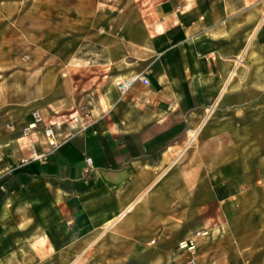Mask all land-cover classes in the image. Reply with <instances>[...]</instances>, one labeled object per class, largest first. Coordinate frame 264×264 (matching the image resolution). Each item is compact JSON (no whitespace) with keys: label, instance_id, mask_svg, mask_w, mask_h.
I'll return each instance as SVG.
<instances>
[{"label":"crops","instance_id":"crops-1","mask_svg":"<svg viewBox=\"0 0 264 264\" xmlns=\"http://www.w3.org/2000/svg\"><path fill=\"white\" fill-rule=\"evenodd\" d=\"M257 1L111 0L117 15H106L104 26L94 27L83 45L89 50L81 45L59 54L58 64L43 67L34 108L46 119L91 112L94 122L67 138L63 128L57 148L41 143L38 152L45 155L26 163L22 160L31 155L18 145L19 131L0 136V264L44 259L51 240L94 244L95 236L119 224L148 189L174 188L173 177L162 182L163 174L228 172L240 175L234 181L240 189L243 157L256 180L264 174V121H236L241 110L236 100L224 101L233 112L230 121H217L216 132L198 135L196 146L188 144L187 134L203 122L196 117L211 98L224 93L236 99L242 91L233 75L244 48L252 62L264 57V6ZM86 68L90 74L83 77ZM138 73L149 84L136 81L122 95L120 81ZM29 122L28 115L11 121ZM183 157L188 160L178 170ZM132 221L141 218L123 219L120 227Z\"/></svg>","mask_w":264,"mask_h":264},{"label":"rangeland","instance_id":"rangeland-1","mask_svg":"<svg viewBox=\"0 0 264 264\" xmlns=\"http://www.w3.org/2000/svg\"><path fill=\"white\" fill-rule=\"evenodd\" d=\"M79 1L0 0V136L8 133L7 123L15 121V115L22 118L28 115L30 119L32 111L38 110L34 107L40 102L43 67L58 64L59 54L87 45V37L95 32L94 27L104 26L106 15H117L110 7L111 0H82L83 7ZM257 4L264 6V0H258ZM84 9L90 11L84 12ZM88 48L83 46L84 50ZM247 50L248 46L233 75L241 81L242 91L236 99L224 93L210 99L209 105L200 111L201 116L196 117L203 122L187 131L189 145L196 146V138L203 132H216L217 121H230L233 112L224 107L227 100H236L241 108L236 121H264V83L256 86L253 82L264 78L250 77L253 73L264 75V57L252 62ZM51 57L55 59L49 63ZM89 74L86 68L81 76ZM12 84L17 88L13 89ZM26 98L37 100L25 106L16 104ZM10 109H14L13 113L8 114ZM66 118L44 117L47 122ZM39 140L40 144L50 146L44 134L39 135ZM187 160L178 158L177 169ZM248 160L243 157L240 189L234 183L240 175L228 172L163 174L162 182L173 177L174 188L160 191L153 186L148 189L140 203L126 212L119 226L109 225L101 230L94 244L78 242L74 245L66 243L65 238L51 240L48 256L42 259L39 255L32 264H144L157 259L163 264H188L189 253L182 250L179 243L186 239L183 237L186 232L204 229L208 234L199 238L197 264L263 262L264 174L259 173L256 180L250 166L244 163ZM193 162L196 163V158ZM133 215L139 216L141 222L132 221L129 227H120L123 219ZM22 257L18 256L19 262Z\"/></svg>","mask_w":264,"mask_h":264},{"label":"built area","instance_id":"built-area-1","mask_svg":"<svg viewBox=\"0 0 264 264\" xmlns=\"http://www.w3.org/2000/svg\"><path fill=\"white\" fill-rule=\"evenodd\" d=\"M136 81H141L143 84L148 85V79L143 76L142 73L136 74L134 77L126 79L118 84L119 91L122 95L127 93ZM91 112L74 113L63 121H45L39 110H34L30 116V122L26 125L17 126L14 123H8L7 128L9 131H19V141L22 142L26 148L30 151V159H23L22 162L26 163L29 160H40L45 153L38 152V146L40 145L39 135L44 134L48 144L52 149H55L59 145L57 138L58 133L66 128L68 133L67 137H71L77 133L85 131L92 123ZM54 138V141L51 140ZM88 166H91L93 159L91 157L86 158ZM208 234L206 229L202 231H195L191 237L180 241L179 247L189 253L187 263L197 264L198 262V241L201 236Z\"/></svg>","mask_w":264,"mask_h":264},{"label":"bare ground","instance_id":"bare-ground-1","mask_svg":"<svg viewBox=\"0 0 264 264\" xmlns=\"http://www.w3.org/2000/svg\"><path fill=\"white\" fill-rule=\"evenodd\" d=\"M53 141H54V138H53Z\"/></svg>","mask_w":264,"mask_h":264}]
</instances>
